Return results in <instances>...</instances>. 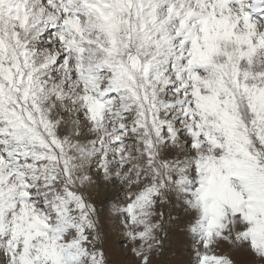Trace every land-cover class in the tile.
Masks as SVG:
<instances>
[{"label": "snow or ice", "instance_id": "obj_1", "mask_svg": "<svg viewBox=\"0 0 264 264\" xmlns=\"http://www.w3.org/2000/svg\"><path fill=\"white\" fill-rule=\"evenodd\" d=\"M264 264V0H0V264Z\"/></svg>", "mask_w": 264, "mask_h": 264}, {"label": "rangeland", "instance_id": "obj_2", "mask_svg": "<svg viewBox=\"0 0 264 264\" xmlns=\"http://www.w3.org/2000/svg\"><path fill=\"white\" fill-rule=\"evenodd\" d=\"M181 259H182V257L180 255H176L175 259L169 261L168 264H179Z\"/></svg>", "mask_w": 264, "mask_h": 264}]
</instances>
